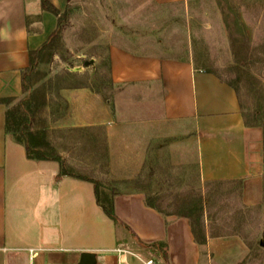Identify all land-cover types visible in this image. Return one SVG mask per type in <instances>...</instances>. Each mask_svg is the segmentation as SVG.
Returning <instances> with one entry per match:
<instances>
[{
	"label": "crops",
	"instance_id": "0c3cea01",
	"mask_svg": "<svg viewBox=\"0 0 264 264\" xmlns=\"http://www.w3.org/2000/svg\"><path fill=\"white\" fill-rule=\"evenodd\" d=\"M49 1L61 12L70 4ZM151 1L169 6L184 0ZM58 23L42 0H0V99L24 95L31 52L48 42ZM109 73L121 88L116 109L111 114L105 106L87 126H107L114 115L138 120L136 181L121 178L136 187L105 197L131 230L99 205L94 179L62 174L56 160L30 159L24 144L7 133L10 105L0 103V264H79L85 252L95 255L96 264H121L126 256L132 264L128 251L143 260L150 249L156 264H242L247 248L238 237L213 236L207 227H196L185 210L166 213L159 205L161 192L141 177L179 178L191 185L186 180L195 165L200 185H238L239 199L259 206L264 203V107L248 110L237 88L193 52L152 56L111 45ZM255 117L259 124H253ZM104 130L113 142L111 128ZM59 154L67 164L69 154ZM157 242L166 247L147 246Z\"/></svg>",
	"mask_w": 264,
	"mask_h": 264
},
{
	"label": "rangeland",
	"instance_id": "374dc122",
	"mask_svg": "<svg viewBox=\"0 0 264 264\" xmlns=\"http://www.w3.org/2000/svg\"><path fill=\"white\" fill-rule=\"evenodd\" d=\"M64 14L55 41L58 54L41 53L39 73L28 74L30 89L12 106L40 89L35 101L45 140L56 152L69 154L68 172L97 182L104 200L136 187L121 178L136 181L138 120L114 115L107 126H87L105 106L111 114L116 109L121 88L110 80L111 45L152 56L193 52L199 63L237 88L248 110L264 107V0H184L169 6L151 0H70ZM122 132L128 135L121 137ZM127 145L129 153L122 152ZM195 167L186 180L191 185L166 176L141 179L161 192L159 205L166 213L190 212L196 227H207L213 236L238 237L247 248L242 264H264V203H243L238 185H200ZM128 255L132 264L157 262L152 249L143 260Z\"/></svg>",
	"mask_w": 264,
	"mask_h": 264
},
{
	"label": "trees",
	"instance_id": "16d2710c",
	"mask_svg": "<svg viewBox=\"0 0 264 264\" xmlns=\"http://www.w3.org/2000/svg\"><path fill=\"white\" fill-rule=\"evenodd\" d=\"M42 8L44 10L50 11L54 13L58 17V28L54 32V34L50 37L48 42L40 49L34 52H31V64L30 67L24 71L23 75V91L24 94L27 93L30 89L28 85V74L31 73H39L36 68L39 64V58L43 51L53 50L54 53L58 54L56 51L57 45L55 43L56 38H58L61 34V26L63 23L64 12H61L56 6H54L49 0H42ZM45 75L42 76L45 77ZM84 87V86H79ZM40 89H36L32 95L22 98L17 105L12 106V103L16 99H0V103H4L10 105L7 115H6V131L8 134L13 136L18 142L24 144L27 150L28 157L34 160H56L59 161L62 167V174H69L67 164L65 159L55 150L50 144L45 140L46 130L45 127L40 126L42 123L41 117L39 116L37 98V92ZM260 105H258L255 109H261ZM253 124H259V118L255 117L253 120ZM33 128H37L36 131L32 130ZM83 178V176H82ZM87 179V178H86ZM96 183L97 195H98V203L106 212V214L114 220L117 224L126 227L131 230L128 225H126L117 215L114 209L113 200L102 199L101 194L98 188V184ZM147 204L151 207H154L152 201H147ZM148 247L153 246L158 249H164L166 247L165 243L157 242L152 245H147ZM164 258L167 259V253H164Z\"/></svg>",
	"mask_w": 264,
	"mask_h": 264
},
{
	"label": "water",
	"instance_id": "95a60500",
	"mask_svg": "<svg viewBox=\"0 0 264 264\" xmlns=\"http://www.w3.org/2000/svg\"><path fill=\"white\" fill-rule=\"evenodd\" d=\"M96 257L92 253L85 252L79 264H96Z\"/></svg>",
	"mask_w": 264,
	"mask_h": 264
},
{
	"label": "built area",
	"instance_id": "2783aa9c",
	"mask_svg": "<svg viewBox=\"0 0 264 264\" xmlns=\"http://www.w3.org/2000/svg\"><path fill=\"white\" fill-rule=\"evenodd\" d=\"M121 264H129L128 259H127V256H126V258L122 261ZM147 264H155V262H154L153 260H150V261L147 262Z\"/></svg>",
	"mask_w": 264,
	"mask_h": 264
}]
</instances>
